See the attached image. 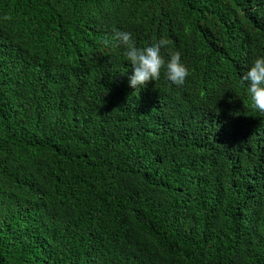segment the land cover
Here are the masks:
<instances>
[{"label":"trees","instance_id":"1","mask_svg":"<svg viewBox=\"0 0 264 264\" xmlns=\"http://www.w3.org/2000/svg\"><path fill=\"white\" fill-rule=\"evenodd\" d=\"M117 30L185 84L129 87ZM261 55L264 0H0V264H264Z\"/></svg>","mask_w":264,"mask_h":264},{"label":"clouds","instance_id":"2","mask_svg":"<svg viewBox=\"0 0 264 264\" xmlns=\"http://www.w3.org/2000/svg\"><path fill=\"white\" fill-rule=\"evenodd\" d=\"M114 41L115 46L123 48L124 56L131 65L128 84L133 89H141L149 81L159 80L162 70L166 79L176 86H183L190 75V69L182 61L179 51H169L165 58L162 53L168 43L165 39L138 47L130 31L117 30ZM103 43L108 46L110 42L105 40ZM240 83L246 88L252 107L264 113V55L256 57L242 72Z\"/></svg>","mask_w":264,"mask_h":264}]
</instances>
